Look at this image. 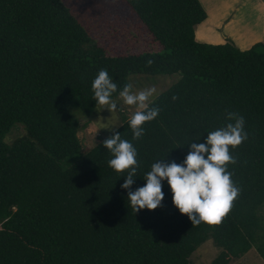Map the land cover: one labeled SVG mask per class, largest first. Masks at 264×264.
Masks as SVG:
<instances>
[{
	"label": "trees",
	"instance_id": "trees-1",
	"mask_svg": "<svg viewBox=\"0 0 264 264\" xmlns=\"http://www.w3.org/2000/svg\"><path fill=\"white\" fill-rule=\"evenodd\" d=\"M123 2L162 53L106 56L61 0H0V264H190L208 240L220 250L211 264L252 248L264 259V43L198 42L195 28L206 19L199 0ZM101 69L117 84L112 98L130 76L180 75L148 103L160 111L140 139L131 118L115 130L137 149L133 191L155 162L182 164L190 143L234 123L229 112L244 117L248 139L230 146L237 162L227 166L240 194L221 225L193 226L166 180L162 206L136 213L121 187L127 171L109 167L114 157L103 147L114 132L61 168L80 148L68 110L94 115L91 85ZM16 124L25 136L7 145Z\"/></svg>",
	"mask_w": 264,
	"mask_h": 264
},
{
	"label": "clouds",
	"instance_id": "clouds-1",
	"mask_svg": "<svg viewBox=\"0 0 264 264\" xmlns=\"http://www.w3.org/2000/svg\"><path fill=\"white\" fill-rule=\"evenodd\" d=\"M152 63V60L147 61L148 66ZM91 87L97 105L112 113L117 110V103L112 99L117 84L106 69L99 71ZM132 88L131 83L126 84L119 95L126 105L144 110L136 111L130 119L133 139L138 140L145 134L144 125L159 115V108L148 107V102L158 97L159 93L155 87L138 93H134ZM227 119L235 122L209 132L205 143H190V151L182 164L175 160L170 163L165 160L155 162L144 178L146 185L135 191L132 186L139 167L137 149L128 140L121 139V134L113 129L114 134L103 141V147L114 157L108 161L109 167L121 174L127 171L121 187L128 190L132 209L138 213L142 209L155 210L161 207L165 198L162 181L166 180L173 193L174 205L181 214L189 217L193 226L201 222L209 226L221 225L240 194L227 168L228 164L237 162L230 155V146L234 149L248 139L243 116L229 112Z\"/></svg>",
	"mask_w": 264,
	"mask_h": 264
},
{
	"label": "rangeland",
	"instance_id": "rangeland-1",
	"mask_svg": "<svg viewBox=\"0 0 264 264\" xmlns=\"http://www.w3.org/2000/svg\"><path fill=\"white\" fill-rule=\"evenodd\" d=\"M61 1L86 29L95 44L103 50L104 55L138 54L143 51L162 53L159 45L152 41L146 28L131 13L123 0ZM179 79V74L133 75L128 78V83L133 85L132 91L134 93L155 87L161 94ZM112 99L117 103V110L113 113L107 108L103 109L102 106H99L91 117H85L76 107H71L68 110L69 114L80 125L77 135L80 148L76 153L69 155L59 163L62 169H68L75 165L91 148L111 134L113 129L116 130L122 122V117L129 119L136 111L141 110L137 106L126 105L120 95ZM24 136L25 131L22 126L16 124L6 135L4 142L11 145ZM260 214L264 222V206ZM219 251L212 241L208 240L191 255L190 264H211ZM228 264H264V259L259 256L255 248H252Z\"/></svg>",
	"mask_w": 264,
	"mask_h": 264
},
{
	"label": "crops",
	"instance_id": "crops-1",
	"mask_svg": "<svg viewBox=\"0 0 264 264\" xmlns=\"http://www.w3.org/2000/svg\"><path fill=\"white\" fill-rule=\"evenodd\" d=\"M199 2L206 12V19L195 28L198 42L218 45L230 40L240 50L264 43V0Z\"/></svg>",
	"mask_w": 264,
	"mask_h": 264
}]
</instances>
